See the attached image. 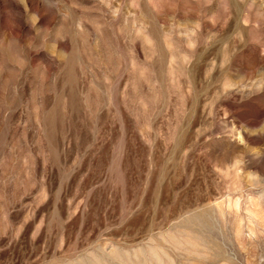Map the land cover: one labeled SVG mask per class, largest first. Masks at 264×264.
Wrapping results in <instances>:
<instances>
[{"label":"rangeland","instance_id":"rangeland-1","mask_svg":"<svg viewBox=\"0 0 264 264\" xmlns=\"http://www.w3.org/2000/svg\"><path fill=\"white\" fill-rule=\"evenodd\" d=\"M0 264H264V0H0Z\"/></svg>","mask_w":264,"mask_h":264}]
</instances>
